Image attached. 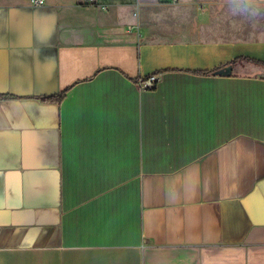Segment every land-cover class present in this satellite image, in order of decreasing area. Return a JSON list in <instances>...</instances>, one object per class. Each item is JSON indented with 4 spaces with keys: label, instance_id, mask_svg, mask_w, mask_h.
Returning <instances> with one entry per match:
<instances>
[{
    "label": "crops",
    "instance_id": "obj_1",
    "mask_svg": "<svg viewBox=\"0 0 264 264\" xmlns=\"http://www.w3.org/2000/svg\"><path fill=\"white\" fill-rule=\"evenodd\" d=\"M219 1L0 0V264H264V0Z\"/></svg>",
    "mask_w": 264,
    "mask_h": 264
},
{
    "label": "rangeland",
    "instance_id": "obj_2",
    "mask_svg": "<svg viewBox=\"0 0 264 264\" xmlns=\"http://www.w3.org/2000/svg\"><path fill=\"white\" fill-rule=\"evenodd\" d=\"M193 4H194V8L197 9L198 8L197 6L201 5L202 3L193 2ZM229 4H233V3H227V0H220L217 3V7H218V9H221V8L225 7V5H229ZM238 4H242V3H238ZM236 9H238V10H235V11H240L239 7H237ZM145 11H147L148 14H150V15L152 14L153 16H156L157 21H160L161 19H163V17L164 18L166 17V15L163 14L164 9L161 7L160 8L159 7H157V8L156 7H149V8L146 7ZM246 11H247L248 15L244 14L243 15L244 19H240V20H242V24H245L244 22H246V23L252 22L253 20L256 21L254 23H257L259 21V19H260V21L262 19L263 20L262 25H264V8H258L254 5H252L251 7L246 8ZM249 15H252V16L247 18ZM144 18L142 17V22H141L142 26L144 24V20L146 21V23H150L152 20H154L153 19L154 17H152V16L151 17L147 16ZM245 29H246V27H245Z\"/></svg>",
    "mask_w": 264,
    "mask_h": 264
},
{
    "label": "built area",
    "instance_id": "obj_3",
    "mask_svg": "<svg viewBox=\"0 0 264 264\" xmlns=\"http://www.w3.org/2000/svg\"><path fill=\"white\" fill-rule=\"evenodd\" d=\"M175 2H178V0H174ZM46 0H32V3L34 4H44ZM159 81V75L156 73H153L149 76H147L145 79L139 82V86L142 89H149L156 86L157 82Z\"/></svg>",
    "mask_w": 264,
    "mask_h": 264
},
{
    "label": "water",
    "instance_id": "obj_4",
    "mask_svg": "<svg viewBox=\"0 0 264 264\" xmlns=\"http://www.w3.org/2000/svg\"><path fill=\"white\" fill-rule=\"evenodd\" d=\"M232 72V66L228 65L223 68L218 69V73L224 74V75H229Z\"/></svg>",
    "mask_w": 264,
    "mask_h": 264
},
{
    "label": "trees",
    "instance_id": "obj_5",
    "mask_svg": "<svg viewBox=\"0 0 264 264\" xmlns=\"http://www.w3.org/2000/svg\"><path fill=\"white\" fill-rule=\"evenodd\" d=\"M46 100H59L60 98L58 97H49V98H45Z\"/></svg>",
    "mask_w": 264,
    "mask_h": 264
}]
</instances>
